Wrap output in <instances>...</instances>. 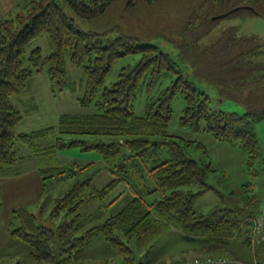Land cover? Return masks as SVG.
I'll list each match as a JSON object with an SVG mask.
<instances>
[{"label": "trees", "instance_id": "obj_1", "mask_svg": "<svg viewBox=\"0 0 264 264\" xmlns=\"http://www.w3.org/2000/svg\"><path fill=\"white\" fill-rule=\"evenodd\" d=\"M19 1L29 5L25 15L0 19V174H6L19 160L17 143L26 144L30 156L37 159L41 192L46 180L77 175L88 166L43 163L44 158L65 146L98 151L115 174L102 187L95 186L91 177L77 180L64 194L55 197L50 217L60 213L65 216L55 226L38 223L37 216L25 207L12 210L14 220L20 222L17 225L11 220L9 235L28 245L35 264H57L58 256L62 255L63 259L79 256L98 236L117 250L123 264H147L144 257H148L153 241L171 227L183 231L187 239L206 244L214 253L241 233L244 244L251 249L249 223L260 208H253L250 197L238 199L231 192L212 187L206 180L214 171L211 163L194 159L187 151V145L193 140L172 138L168 126L171 101L180 94L185 103L179 121L182 126L235 143L246 152L248 166L263 158L256 127L264 120V36L241 34L236 26H229L209 45L200 46L197 38L223 18L248 15L264 18V0H187L189 11L182 28L176 30L188 40L180 45L173 41L179 58L188 64L194 76L216 86L221 97L239 102L245 109L241 114L210 109L207 94L186 78L170 55L157 45L139 43L123 35L107 40L106 32L83 27L85 21L101 17L113 0H102L93 7L73 0ZM135 1L150 5L162 0H126L124 12H131ZM225 13L228 14L224 17L214 18ZM41 35L48 38L49 52L43 54L41 47L36 46L25 63L27 48ZM135 54L139 55L137 63L122 67L112 84L105 86L113 65L120 58ZM67 61L84 72L79 104L94 103L97 111L64 114L57 129L17 132L22 115L13 106L12 97L29 88L32 77L43 69L60 89L68 86ZM160 77L171 78L170 84L156 94H149L144 114L136 115L133 102L137 92L142 88L149 92ZM201 120L204 121L202 128ZM50 131L59 135L45 145L42 140ZM62 134L68 136L67 140ZM160 144H165L169 157L162 161L148 160ZM67 170L71 172L62 174ZM149 180L153 187L148 185ZM121 181L129 185L134 195L103 222L81 228V209L85 204L103 199ZM193 185L198 190H192ZM209 189L217 196L216 204L206 211L197 209L196 199ZM151 193L155 196L149 201L146 196ZM96 216L100 217L101 212ZM132 240L146 246L142 258L135 257L129 244ZM255 247L256 254L262 256L264 244L258 243ZM210 256L215 257H207Z\"/></svg>", "mask_w": 264, "mask_h": 264}, {"label": "rangeland", "instance_id": "obj_2", "mask_svg": "<svg viewBox=\"0 0 264 264\" xmlns=\"http://www.w3.org/2000/svg\"><path fill=\"white\" fill-rule=\"evenodd\" d=\"M61 3L62 0H56ZM126 0H113L109 9L99 18L85 21L83 27L97 32H106L105 38L112 40L118 35L130 36L139 43H151L157 45L162 51L168 53L176 66L196 87L207 94L208 106L212 110L227 112L245 111L237 101L221 97L216 86L198 80L190 71L188 64L178 56L177 44H182L188 37L181 36V25L184 23L187 8V0H162L154 4L144 2L137 3L130 12H124ZM5 7V8H4ZM4 15L0 19L14 18L17 15H25L29 5L24 6L19 0H4ZM9 8V9H8ZM6 9V10H5ZM10 10V12L8 11ZM1 11V10H0ZM9 12V13H8ZM229 26H236L241 34H255L264 36V18L257 15L241 17H228L221 19L208 33L197 38L200 46L209 45L220 33ZM178 34V35H177ZM41 47L42 53L49 52V41L46 35H41L26 50L24 58L34 47ZM139 60V55H131L120 58L111 68L105 82L110 86L117 78L122 67H132ZM68 86L59 88L58 84L51 81L46 70L36 73L31 80L29 88L22 90L12 97V104L17 108L22 119L17 124V132L42 130L47 127L57 129L59 119L64 114H90L97 111L96 105L81 106L78 98L83 93L84 72L81 67L67 61ZM171 78L160 77L147 92L142 88L137 92L133 102V111L136 115H143L147 104V96L156 94L159 90L170 84ZM102 87L98 91L97 100L100 99ZM184 99L180 94L171 101L172 116L168 126V132L172 138H185L193 140L187 145V151L197 161L203 160L211 163L214 171L207 176V182L222 192H231L238 199L250 197L253 208L264 209V120L257 127L258 139L262 148L263 158H257L249 166L246 163V152L235 143L218 140L201 130L192 131L189 127L180 124V117L184 107ZM204 121H200V127ZM53 129V130H54ZM57 132L50 131L43 140V144L51 143ZM82 138L79 135H72ZM67 140V135H63ZM157 143V140H154ZM184 143V141H183ZM156 145V144H154ZM17 154L20 157L16 165L6 174H0V264H35L29 254V247L24 242L9 235L10 222L13 219L18 225L19 219L14 220L12 210L25 207L29 212L37 216V222L49 226L57 225L65 219L64 213L51 218L53 199L64 194L77 180L91 177L93 184L102 187L108 183L115 174L108 169V162L94 149H81L80 146H65L54 152L52 156L43 159L44 164L74 166L88 165L77 175H66L63 179L51 178L46 180L45 189L41 192L42 182L36 165L37 159L30 156V148L26 144H16ZM169 157L165 144H160L153 151L148 160L162 161ZM130 162V160L128 161ZM202 162V161H201ZM141 168L142 163L138 161ZM67 170L62 174H69ZM148 185L153 187L149 180ZM198 190L196 185L190 187ZM132 190L125 181H121L103 199L87 202L81 209V228L86 229L104 221L107 215L117 212L133 196ZM154 193L146 196L147 200L154 198ZM217 202V196L213 189H209L200 195L195 201V207L203 211L208 210ZM107 206H102L106 205ZM101 209V211H99ZM258 210V211H259ZM101 212V216L96 214ZM10 225V226H9ZM241 233L223 244L221 250H209L198 241L184 237V232L178 228H169L162 236L153 241L148 257L144 260L147 264H185L192 259L205 258L209 255L219 256L226 254L244 262L254 259L264 260V251L257 255V246L252 243L250 249L243 242ZM136 258H142L147 251L145 245H139L134 240L130 243ZM58 256L57 264H123L122 257L117 250L110 246L102 236H98L87 245L79 256L63 259Z\"/></svg>", "mask_w": 264, "mask_h": 264}, {"label": "built area", "instance_id": "obj_3", "mask_svg": "<svg viewBox=\"0 0 264 264\" xmlns=\"http://www.w3.org/2000/svg\"><path fill=\"white\" fill-rule=\"evenodd\" d=\"M76 3L87 7H93L102 0H73ZM249 239L252 243L264 244V209L259 210L249 223ZM185 264H264L262 259H254L251 262H244L232 256H215L200 259H192Z\"/></svg>", "mask_w": 264, "mask_h": 264}, {"label": "crops", "instance_id": "obj_4", "mask_svg": "<svg viewBox=\"0 0 264 264\" xmlns=\"http://www.w3.org/2000/svg\"><path fill=\"white\" fill-rule=\"evenodd\" d=\"M3 7H4V0H0V17H1V15H4V13L6 12V11H4V9H3ZM5 8V7H4ZM9 9V8H8ZM6 10V9H5ZM9 12H10V10H8ZM8 12V13H9ZM264 205H262L261 207H263Z\"/></svg>", "mask_w": 264, "mask_h": 264}, {"label": "water", "instance_id": "obj_5", "mask_svg": "<svg viewBox=\"0 0 264 264\" xmlns=\"http://www.w3.org/2000/svg\"><path fill=\"white\" fill-rule=\"evenodd\" d=\"M228 13H225V14H223V15H218V16H215L214 18H221V17H224V16H226ZM153 143L154 144H156V142L155 141H153Z\"/></svg>", "mask_w": 264, "mask_h": 264}]
</instances>
